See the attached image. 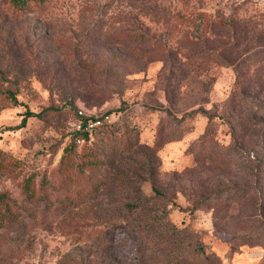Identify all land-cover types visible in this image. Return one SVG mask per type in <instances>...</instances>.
<instances>
[{
    "label": "rangeland",
    "instance_id": "374dc122",
    "mask_svg": "<svg viewBox=\"0 0 264 264\" xmlns=\"http://www.w3.org/2000/svg\"><path fill=\"white\" fill-rule=\"evenodd\" d=\"M27 3L0 0V264H264V0Z\"/></svg>",
    "mask_w": 264,
    "mask_h": 264
},
{
    "label": "trees",
    "instance_id": "16d2710c",
    "mask_svg": "<svg viewBox=\"0 0 264 264\" xmlns=\"http://www.w3.org/2000/svg\"><path fill=\"white\" fill-rule=\"evenodd\" d=\"M29 1H33V0H9V2H10L11 4H13L14 7L17 8V9H20V8L25 7V6L28 4L27 2H29ZM217 23H218V25H219L221 28H225L226 26H230V27H232V28H235L236 25L239 23V21H238V19L227 17V18H224L223 20H222V19L218 20ZM263 37H264V36H262V35L259 34V35L256 36V39H257V41H260V39H263ZM245 40H247V39L245 38ZM242 43H243V42H241V41H239V40H236V41L233 43V47L238 48L240 44L242 45ZM229 57H230V56H229ZM228 61H231V62H233V61H238V56H237V54H236V53L233 54V55L228 59ZM240 61H241V60H240ZM248 86H249V84H246V85L242 86V88H243V89H245V88L247 89ZM11 99H12L14 102L16 101V98H15L14 95H11ZM33 115L35 116V115H37V114L34 113V112H32V111H30L29 109H26L25 112H24V116L22 117V119H21L20 123L18 124V126H19V127L24 126V125L26 124L27 118L30 117V116H33ZM111 122H112V121H111ZM111 122H110V123H111ZM110 123H109V124H110ZM109 124H107V125H109ZM80 134H81V137L87 138V133H86V132L82 131ZM64 151H66V149H65ZM153 159H154V157H153ZM151 163H152V160H149V164H151ZM149 168H150V167H149ZM99 184L102 185V183H100V182H99ZM151 184H152V188H153V190L156 191L157 193H160L159 189H157V187L154 186L153 183H151ZM131 191H132V189H131ZM32 195H33V194L31 193V194H29L28 196H32ZM1 197H2V196H0V198H1ZM131 206H132V207H137V206H138V203L136 202L135 204H132ZM8 210H9V209H8ZM9 213H10V212H9Z\"/></svg>",
    "mask_w": 264,
    "mask_h": 264
},
{
    "label": "built area",
    "instance_id": "2783aa9c",
    "mask_svg": "<svg viewBox=\"0 0 264 264\" xmlns=\"http://www.w3.org/2000/svg\"><path fill=\"white\" fill-rule=\"evenodd\" d=\"M111 121V114H86L83 110L78 109L73 124L77 131H84L91 137L94 131Z\"/></svg>",
    "mask_w": 264,
    "mask_h": 264
}]
</instances>
